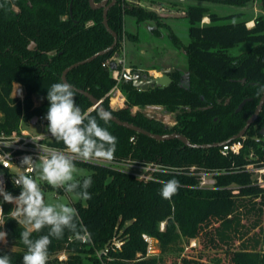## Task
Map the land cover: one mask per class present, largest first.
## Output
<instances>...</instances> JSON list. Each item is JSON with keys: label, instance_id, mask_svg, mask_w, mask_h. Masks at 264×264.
<instances>
[{"label": "trees", "instance_id": "obj_1", "mask_svg": "<svg viewBox=\"0 0 264 264\" xmlns=\"http://www.w3.org/2000/svg\"><path fill=\"white\" fill-rule=\"evenodd\" d=\"M102 1L94 0V4ZM193 1L243 7L253 0ZM260 2L264 10V0ZM111 3L108 0L105 5H110L106 19L118 37L117 44L91 62L71 69L65 79L75 89L76 103L117 138L112 161L155 164L160 170L145 181L121 169L76 161V166L91 172L93 179L89 189L92 198L85 204H73L90 241L82 243L66 230L62 239L52 238L47 264H167L163 255L182 252L181 244L190 245L191 240H197L204 250L222 252L225 264H264V187L254 184L252 173L246 170L249 164L264 166V138L259 134L264 127V104L244 135L233 139L261 99L256 93L264 84V17H256L248 27L247 20L237 19L240 14L222 17L202 5H188V44L168 28L170 42L186 58L188 74L176 70L170 74L172 82L167 88L154 86L144 91L122 78L118 87L125 98L124 107L113 109L107 94L116 80L111 63H106L119 52L124 36L137 40L125 33V17H133L137 23H156V36L162 25L154 12L127 0ZM103 10L92 8L89 0H0V134L19 133L20 122L44 118L47 89L62 81L63 71L112 45L113 37L103 25ZM205 17L208 24H202ZM245 42L253 45L248 51L237 56L230 53ZM15 85L23 90V99L13 97ZM76 90L101 101L120 121L152 134H180L192 145L241 141L243 147L238 155H223L221 147H188L179 139L156 141L110 120H99L100 111L91 110L90 100ZM153 106L174 113L176 124L167 127L148 117L143 110ZM135 107L139 110L132 112ZM47 145L63 148L54 137ZM201 172L216 173L213 189L198 188ZM7 175L5 191L17 195L18 176ZM173 178L180 182L178 190L162 197L163 184ZM12 208L3 204V231L8 234L7 244L15 249L0 247V254H9L12 264H22L26 247L20 233L24 226L12 218ZM143 234L157 240L158 258H145ZM38 235L34 232L33 238ZM112 239L122 242L121 250L98 259L96 252ZM61 253L64 260H59ZM177 262L174 264H209L202 255L182 256ZM210 264L222 261L213 258Z\"/></svg>", "mask_w": 264, "mask_h": 264}, {"label": "clouds", "instance_id": "obj_2", "mask_svg": "<svg viewBox=\"0 0 264 264\" xmlns=\"http://www.w3.org/2000/svg\"><path fill=\"white\" fill-rule=\"evenodd\" d=\"M264 101V84L256 93ZM76 92L71 83L56 82L47 89L48 101L45 120L47 131L63 148L38 145L40 154L36 159L25 155L21 167L35 169L39 179L54 189H63L77 199L90 200L89 191L92 177L77 179L76 160L111 159L116 148L117 138L96 117L81 108L75 100ZM99 120L105 123L111 119V113L100 111ZM20 191L17 195L0 189V208L4 202L15 206L11 209L12 218L24 226L20 241L26 247L22 264H47L49 245L52 238L62 239L65 231H70L76 239L88 240L90 233L83 225L78 210L69 203H49L44 190L31 175L16 177ZM180 182L173 178L166 181L160 191L168 198L175 193ZM46 230V231H42ZM39 234L33 238V233ZM7 232L0 230V241L7 238ZM0 264H12L9 254H0Z\"/></svg>", "mask_w": 264, "mask_h": 264}, {"label": "rangeland", "instance_id": "obj_3", "mask_svg": "<svg viewBox=\"0 0 264 264\" xmlns=\"http://www.w3.org/2000/svg\"><path fill=\"white\" fill-rule=\"evenodd\" d=\"M127 2H129L130 4L136 5V6H140L148 11L154 12L159 19L158 23L162 25V27H160L159 29H161V31H163L164 33L163 41L165 43L166 42L170 43V45L172 44L168 37V34L170 32L169 31L170 27H171L170 30L180 39V41L184 45H187L189 42L188 23L185 18V11L188 5L209 6L210 12L216 13L218 16H222V17L232 15V14H240V17L237 18L240 20L243 19V20L250 21V20L255 19L258 16L264 17V10H263L262 3L260 2V0H253L247 3L243 7L209 4V3L193 1V0H127ZM125 20H126L127 30L129 33L137 37V35L135 34H137L136 32H139L138 34L141 37V39L145 42V44L150 42L149 40H151L153 36L149 32L144 31V30L142 31L136 30V24L130 16L125 17L124 21ZM207 22L208 20L206 21V23ZM151 23H153L154 27H156V23L154 22H151ZM253 24H254L253 22L252 24H249L248 22L247 26L251 27V25L253 26ZM126 26L124 23L125 33L128 34L126 30ZM141 29H144V27ZM163 41L160 40L158 43V40H157V45L158 47H160L159 52H156V54H152V55L148 54L146 57L145 56L142 57L143 65L144 66H151V65L162 66L166 62L167 63L169 62V63L177 65L178 67L183 68L184 71L183 70L182 71L178 70V71L187 74L188 73L187 61L184 55L176 48L169 49V50H165V49L161 50V48L165 47L166 45L164 44ZM128 42L130 44V43L136 42V40L130 41L126 36H124L121 42L122 43L121 49L114 56L116 59L120 58L121 54L124 52L123 46ZM153 46L154 45H150L149 48H152ZM250 46H252L251 43H248V42L242 43L239 46L230 50V53L233 56L240 55L241 53L249 50ZM183 84H186V81H184ZM19 89L21 88L18 85L14 86V90L12 94L13 97H17V98H20L21 96L23 97V90H21L22 93H21V96H19L17 92ZM113 101L115 103V100ZM35 104H38V101H35ZM113 108H117V107H113ZM138 110H139L138 108H133L132 112H136ZM143 112L146 114L153 115L156 120L160 121L163 125L167 127L173 126V113L167 112L162 106L148 107L144 109ZM19 125L21 129H24L31 135H43L47 133V127H43L39 123V121H37L35 124H32V122L30 123L20 122ZM150 168L145 167V169H143L140 167H131V168L125 167V170L131 171L135 173L137 176L149 177V176H152V173H151L152 170H150ZM154 169L156 170L157 167H155ZM12 171H15V170H12ZM90 174L91 172L87 171L84 168L77 166V173L75 174L77 179H82L83 177L89 176ZM33 177L37 180L41 188L44 190L45 199L47 202L49 203H57V202L69 203L71 206H73V204L78 201L85 204L84 200L77 199L73 194L59 193L57 189H54L50 185H48L46 182L41 181L36 171H34ZM3 226L4 224L0 226V230H3ZM194 241H195V247L192 250L190 249L191 247L190 245H185L183 243L181 244V246L183 247L182 252L180 253L171 252V253L164 254L163 257L165 261H167V264H172V263L174 264L175 261L179 262L180 257L182 256H187L190 258H198L200 255H202L203 260L209 264L211 263V260L213 258L221 259L222 264L226 263V259L222 252L214 253L212 251L204 250L202 248V245L197 240H191L190 242L193 243ZM0 247L15 249L9 246L7 243L5 244V242H1Z\"/></svg>", "mask_w": 264, "mask_h": 264}, {"label": "built area", "instance_id": "obj_4", "mask_svg": "<svg viewBox=\"0 0 264 264\" xmlns=\"http://www.w3.org/2000/svg\"><path fill=\"white\" fill-rule=\"evenodd\" d=\"M111 62H115L116 66L119 67V69H116L112 71V77L116 80V85L111 89V91L107 94V96L110 98V105L111 107H117L113 109H118L124 107L125 98L122 95L118 84L120 83L121 79L123 78L124 73H131V69L127 68L125 66V63L122 59H116L115 57L111 58L106 64H110ZM22 89H19L17 92L19 96H21ZM20 99H23L21 96ZM115 100V103L114 101ZM39 123L46 127L45 125V119L43 117H39L37 119ZM51 135L48 133L43 135H31L24 129H21L19 133H12V134H6L1 133L0 134V189H3L5 191L6 184L8 180L7 173L15 174L17 176L20 175H34L35 169H28L26 167H21V161L22 158L25 155H31L34 159L38 157L40 154V150L38 148V145H45L47 147H50L47 145V141L51 139ZM243 147V144L241 141H235V142H227L224 143L221 146V153L223 155H226L227 153L231 152L233 154H239L241 149ZM76 161L79 162H85L90 164H99L103 166L108 167H114L117 169H121L123 171H126L128 173H131L133 176H135L139 180H151L152 176L144 177V176H137L135 173L131 171L125 170V167H140L145 169V167L150 168L152 170L151 173H154L156 171H159V166L155 164H139V163H117L112 161L111 159H88V160H82L77 159ZM157 167L155 170L154 168ZM15 170V171H12ZM246 170L252 173V180L254 184L259 185L261 187H264V166H257L256 164H249L246 166ZM216 173L212 172H201L198 174L200 180L198 184V188L202 189H213L215 186V179L214 176ZM0 200H2V197H0ZM8 203V202H4ZM3 203V204H4ZM13 207L15 206L12 203ZM3 224V205L2 208H0V226ZM164 228V223H161L160 229L162 230ZM143 241L146 243V256L145 258H158L160 256V251L158 249V242L154 238L143 234L142 235ZM82 243H87L90 241L88 240H81ZM1 242V241H0ZM191 247H195V241L190 244ZM122 242H120L117 239H112L111 243L107 245L104 249L101 251L96 252V256L98 259H102L103 257H108L110 252H115L118 250H121ZM66 257L64 254L59 255V260H64Z\"/></svg>", "mask_w": 264, "mask_h": 264}, {"label": "water", "instance_id": "obj_5", "mask_svg": "<svg viewBox=\"0 0 264 264\" xmlns=\"http://www.w3.org/2000/svg\"><path fill=\"white\" fill-rule=\"evenodd\" d=\"M108 0H104L102 1L100 4L96 5L94 4V0H89V4L92 8H98V7H104V10H103V25L105 27V29L110 33V35L113 37V43L110 47H108L107 49L99 52L98 54L96 55H93L92 57L84 60V61H81V62H78V63H75L73 65H71L70 67L66 68L63 73H62V76H61V80L66 82V79H65V76L66 74L73 68L79 66V65H83L85 63H89L91 62L92 60H94L97 56H100V55H103L105 54L106 52H108L110 49H112L113 47H115V45L117 44V41H118V37L116 35L115 32H113L109 26L107 25V19H106V16H107V12H108V9H109V6L110 5H106ZM115 2V0H112V3L113 4ZM112 70H115L116 69V64L115 62H111V66ZM176 71V69H173V68H170V69H167L165 71H163L161 73L160 76H157V77H152V76H149V75H146L144 73H142L141 71H136L132 74H129V73H124L123 75V79L125 82H131L132 85L137 88V89H140V90H146L148 89L149 87H154V86H158L160 88H167L172 80H171V77H170V74L174 73ZM77 92L85 95L89 100L90 102L92 103L93 107L91 108V110H94V109H98L99 111H106L108 112L101 104V101H98L96 98H94L91 94L87 93V92H83L81 90H76ZM247 100H244L238 107V110L244 105V103L246 102ZM264 104V101L261 102V99L258 103V106L255 110V113L248 119V121L246 122V125L243 127V129L235 136L233 137V139H238V138H241L244 133L247 131V129L249 128L250 125H252L256 118L258 117L261 109H262V106ZM110 113V112H109ZM148 117L150 118H154L155 117L153 115H150V114H146ZM110 121H112L113 123H115L116 125L118 126H122L124 128H127V129H130L132 131H135L136 133H139V134H142L144 136H147L151 139H154L156 141H165V140H170V139H179L182 143H184L186 146L188 147H194V148H210V147H221L223 144H213V145H192L184 136L180 135V134H170V135H156V134H152L150 132H147L137 126H134L132 124H129V123H126V122H122L120 121L119 119H117L116 117H114L112 114H111V119ZM37 122V118H34L32 120V124H35ZM259 134L260 136H262L264 138V127L259 131Z\"/></svg>", "mask_w": 264, "mask_h": 264}, {"label": "crops", "instance_id": "obj_6", "mask_svg": "<svg viewBox=\"0 0 264 264\" xmlns=\"http://www.w3.org/2000/svg\"><path fill=\"white\" fill-rule=\"evenodd\" d=\"M203 7H207L208 9H210L209 6H203ZM126 17H128V16H126ZM131 18L134 20V22L136 24V30H138V31H142V30L147 31L153 36V38L151 40H149L150 42L145 44V42L139 36V34H138L139 32H136L137 33V34H135V35H137L136 42L130 43V44H129V42L126 43L123 46L124 52L121 54L120 58H118V59H122L124 61L125 66L127 68H129V69L135 68L137 71H141L142 73H145L146 75H149V76H152V77L160 76L163 71H165L167 69H170V68H173V69H176V70H180V71H182V70L184 71L183 68L178 67L177 65L169 63V62L168 63L166 62L162 66H156V65L144 66L143 62H142V57L143 56L146 57L148 54L152 55V54H156V52H159L160 47H158V45H157V40H158V43H159L160 40L163 41L164 33H163V31H161V29H158L159 36H156L154 34V32H153V30H155L156 27H154L153 23H151L152 21H145V22L137 23L135 18H133V17H131ZM207 20H208V22L206 23ZM248 22H249V24H252L253 21L250 20ZM124 23H125V26H126V20L124 21ZM208 23H209V19L205 17L203 19V21H202V24H208ZM168 26H169V24H168ZM140 27L141 28L144 27V29H141ZM170 29H171V27H170ZM126 30H127V26H126ZM127 32H128V30H127ZM164 44H166V45H165V47L161 48V50H163V49L169 50V49L175 48V47H173L172 44L170 45V43H167V42L165 43L164 42ZM150 45H154V46L152 48H149ZM252 46H250V48ZM135 55H136V57H135ZM126 63L129 64V65H127ZM187 68H188V66H187ZM187 71H188V69H187ZM1 242H5V244H6L7 243V239L4 240V241H1Z\"/></svg>", "mask_w": 264, "mask_h": 264}, {"label": "flooded vegetation", "instance_id": "obj_7", "mask_svg": "<svg viewBox=\"0 0 264 264\" xmlns=\"http://www.w3.org/2000/svg\"><path fill=\"white\" fill-rule=\"evenodd\" d=\"M178 71V70H177ZM130 74H132V72L130 73ZM188 74V73H187ZM187 74H185V73H183V75H187ZM176 124V118H175V114L173 113V126Z\"/></svg>", "mask_w": 264, "mask_h": 264}]
</instances>
